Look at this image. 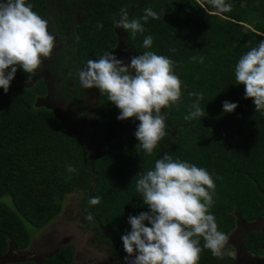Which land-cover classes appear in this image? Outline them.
<instances>
[{"label": "trees", "instance_id": "16d2710c", "mask_svg": "<svg viewBox=\"0 0 264 264\" xmlns=\"http://www.w3.org/2000/svg\"><path fill=\"white\" fill-rule=\"evenodd\" d=\"M226 2L232 10L217 13L207 0H26L63 42L51 56L53 90L80 118L69 128L51 109L35 104L47 93L44 79L34 78L38 70L27 74L18 68L9 91L0 88V256L26 248L30 229L46 225L59 212L63 196L78 191L82 226L105 246L110 259L124 264L121 236L131 231L128 217L149 210L135 189L136 175L153 168L164 152L212 175L216 188L210 212L219 231L228 234L236 215L247 222L264 216V114L255 112L253 99L245 98V86L236 84L234 76L240 56L264 40V0ZM145 8L160 18L141 21L145 31L135 37L121 29L125 46L133 55L154 51L170 58L182 81V103L161 110L167 135L151 155L136 149L140 122L118 120L120 109L106 93L96 88L87 110L77 75L88 60L115 48L114 20L122 9L140 18ZM148 35L153 44L145 49ZM193 56H203L204 62L192 61ZM190 92L203 93L204 117L184 119L195 100ZM224 101L238 106L226 113ZM87 122L93 127L91 144L100 148L91 160L83 147ZM68 165L78 171L68 172ZM92 196L100 197L94 206L88 204ZM88 213L92 222L85 219ZM203 243L200 238L202 248ZM240 245L264 255V224L247 232ZM72 253V247L62 246L39 263L20 259L4 264H72ZM232 261L231 255L217 257L203 249L197 264Z\"/></svg>", "mask_w": 264, "mask_h": 264}, {"label": "clouds", "instance_id": "9594fccd", "mask_svg": "<svg viewBox=\"0 0 264 264\" xmlns=\"http://www.w3.org/2000/svg\"><path fill=\"white\" fill-rule=\"evenodd\" d=\"M207 3L217 13L232 10L226 0H207ZM150 17L160 18L151 8H145L140 18H130L122 9L114 25L135 37L137 33H144L141 21L146 23ZM97 27L102 28L103 24L98 23ZM55 40L48 20L33 11L31 3L0 0V88L4 93L9 91L18 68L34 74L42 67L43 59L51 58ZM152 44L151 35L143 39L145 49ZM191 60L203 63L204 57L193 56ZM175 67L174 61L154 51L133 55L130 63L109 51L98 59L88 60L86 67L77 70V75L82 88L95 87L101 94H107L108 101L120 109L118 120L134 117L140 122L134 133L139 141L136 149L151 155L167 135L166 114L161 110L172 105L179 107L182 103V81L175 74ZM234 76L236 84L245 86V98L253 99L255 112L264 114V40L240 56ZM30 81L28 76L26 84ZM188 95L195 100L184 119L204 117L205 110L200 107L203 93ZM237 106L224 101L223 111L233 112ZM67 171L78 170L68 165ZM136 176L135 189L149 210L128 217L131 231L121 236L127 253L124 264H197L203 249L217 257L222 255L229 237L218 230L215 216L210 212L215 204L216 185L205 168L164 152L155 160L153 168ZM99 202L98 196L88 200L91 206ZM85 219L92 222L94 218L88 213ZM200 238L204 241L203 248Z\"/></svg>", "mask_w": 264, "mask_h": 264}, {"label": "rangeland", "instance_id": "374dc122", "mask_svg": "<svg viewBox=\"0 0 264 264\" xmlns=\"http://www.w3.org/2000/svg\"><path fill=\"white\" fill-rule=\"evenodd\" d=\"M49 31L56 37L53 49V53H55L63 42L50 28ZM115 32L118 43L110 51L114 52L118 58L124 59L125 63H130V57L133 54L128 51L123 42L122 30L115 27ZM51 59H43L42 67L35 74L34 78L42 77L47 87L46 96L37 97L35 104L50 108L60 122L65 123L71 128L73 123L79 120L80 114L78 111L70 110L67 104L54 93V77L52 76V69L50 67ZM96 94L95 87L85 89L83 100L87 110L93 105ZM92 128L87 122L83 141L85 153L90 160L98 155L100 149L91 144ZM79 203L80 193L78 191L65 194L61 200V208L57 215L43 227L34 230L30 229V239L27 247L22 250L11 249L6 254L0 256V264L20 259H29L39 263L44 256L62 246L72 247V264H119L115 259L109 258L105 246L98 243L93 238L91 232L82 226ZM263 224L264 216L247 222L239 220L236 215L234 226L227 234L229 240L222 250V254L233 257L231 264H264V255L260 254L257 256L250 254L240 245V239L247 232L259 229ZM126 255L127 253L124 256Z\"/></svg>", "mask_w": 264, "mask_h": 264}, {"label": "flooded vegetation", "instance_id": "af4514ba", "mask_svg": "<svg viewBox=\"0 0 264 264\" xmlns=\"http://www.w3.org/2000/svg\"><path fill=\"white\" fill-rule=\"evenodd\" d=\"M84 90H85V88H84ZM54 91V90H53ZM55 93V92H54ZM47 94V93H46ZM56 94V93H55ZM57 95V94H56ZM46 96V95H45ZM58 96V95H57ZM60 98V97H59ZM50 109V108H49ZM11 250V249H10ZM12 250H14V248H12ZM15 250H17V249H15ZM22 260H24V259H22ZM42 261V260H41Z\"/></svg>", "mask_w": 264, "mask_h": 264}, {"label": "water", "instance_id": "95a60500", "mask_svg": "<svg viewBox=\"0 0 264 264\" xmlns=\"http://www.w3.org/2000/svg\"><path fill=\"white\" fill-rule=\"evenodd\" d=\"M8 251H10V249H9ZM8 251H7V252H8ZM5 254H6V253H5Z\"/></svg>", "mask_w": 264, "mask_h": 264}]
</instances>
